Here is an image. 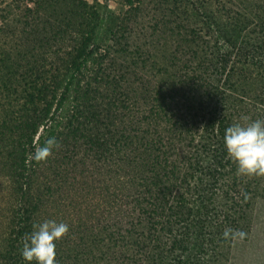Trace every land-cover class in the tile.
<instances>
[{
  "label": "trees",
  "instance_id": "trees-1",
  "mask_svg": "<svg viewBox=\"0 0 264 264\" xmlns=\"http://www.w3.org/2000/svg\"><path fill=\"white\" fill-rule=\"evenodd\" d=\"M20 1L0 22V264H30L21 249L35 223L64 222L77 234L71 192L84 186L83 173H91L88 190L98 191L117 242L137 235L117 264H174L169 255L175 264H214L195 259L202 231L188 220L185 197L194 188L203 203L210 186H238L224 135L242 116L264 119V48L187 32L175 38L171 76L151 77L138 61L112 54L120 48H102L108 14L94 3ZM251 67L261 84L246 102L241 86ZM49 138L59 147L36 163V147ZM65 238L56 242V264Z\"/></svg>",
  "mask_w": 264,
  "mask_h": 264
},
{
  "label": "rangeland",
  "instance_id": "rangeland-1",
  "mask_svg": "<svg viewBox=\"0 0 264 264\" xmlns=\"http://www.w3.org/2000/svg\"><path fill=\"white\" fill-rule=\"evenodd\" d=\"M11 1H0V22L14 13V2ZM86 1L108 14L102 48L114 50L118 47L121 51L123 48L122 52L114 50L112 54L131 63L138 61L147 76L163 79L171 76L177 66L175 38L187 32L192 39L193 32L196 37H202L203 33L205 39L233 35V45L239 49L260 51L264 48V0ZM229 9L235 12L228 14ZM216 43L220 46L229 44L223 43L222 39ZM257 72L251 67L243 80L244 86L241 87L249 92L243 96L246 102L249 97L252 100L257 98L254 91L261 84L260 81L256 83L259 78ZM232 165L237 172V165ZM81 175L85 178L84 186L73 188L71 193L76 207H70V219L75 218L77 223L74 225L78 224L75 227L79 231L65 236L57 263L117 264L121 253L132 252L137 235L127 233L125 239L122 237L117 242L116 232L105 219L107 208L99 204L100 200L97 201L98 191L95 187L88 190L91 173L89 178L87 173ZM239 177L238 186L235 184L232 190H217L210 186L209 193L212 194H208L203 203L199 201L200 196L197 197L199 192L192 191L194 188L186 195V205L190 207L188 220L193 219L195 225H199L198 235L202 231L201 245L193 249L195 259L206 257L214 264H264V177ZM224 179H228L226 175ZM208 180L204 176L205 187L210 185ZM91 206L94 208L89 209ZM138 229L142 232V228ZM225 229L234 230L227 239L223 236ZM153 231L151 229V233ZM152 246L153 243L151 250ZM161 246L155 242L154 250H160ZM169 258L175 264V257L172 260V255H169Z\"/></svg>",
  "mask_w": 264,
  "mask_h": 264
},
{
  "label": "clouds",
  "instance_id": "clouds-1",
  "mask_svg": "<svg viewBox=\"0 0 264 264\" xmlns=\"http://www.w3.org/2000/svg\"><path fill=\"white\" fill-rule=\"evenodd\" d=\"M224 144L228 158L237 165V174L242 176L264 177V119L250 121L242 116L225 130ZM59 147L55 138H49L45 145L36 147L32 159L44 163L52 156L53 149ZM70 231L69 225L55 220H45L33 225L31 234L22 241L21 256L27 262L36 264H56V242ZM225 229V239L233 233Z\"/></svg>",
  "mask_w": 264,
  "mask_h": 264
}]
</instances>
